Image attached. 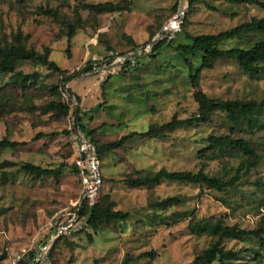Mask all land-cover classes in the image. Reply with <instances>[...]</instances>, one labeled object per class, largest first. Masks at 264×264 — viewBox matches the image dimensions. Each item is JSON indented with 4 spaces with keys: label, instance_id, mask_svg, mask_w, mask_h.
I'll list each match as a JSON object with an SVG mask.
<instances>
[{
    "label": "rangeland",
    "instance_id": "1",
    "mask_svg": "<svg viewBox=\"0 0 264 264\" xmlns=\"http://www.w3.org/2000/svg\"><path fill=\"white\" fill-rule=\"evenodd\" d=\"M96 4H114L120 10L85 9ZM177 9L188 11L182 32L153 54L150 43L158 34L152 37ZM262 18L264 9L258 6L243 9L221 0H0V45L10 44L12 35L20 32L36 52L48 49L49 60L63 70L78 72L88 62L94 66L64 84L67 89L62 85L59 94L52 88L59 86L60 75L38 64H18V71L38 75L36 83L26 87L7 86L9 75L0 76V140L27 143L0 149V163H8L0 170V264H12L24 252L27 258L19 264H27L31 252L36 259L28 264L37 260V264H122L126 255L137 258L131 264H189L215 239L216 224L246 230L264 227V113L252 118L251 124L234 126L225 113L215 112L205 123L176 128L165 139L108 155L100 170L102 202L128 218L100 223L97 229L85 218H74L83 188L71 149L77 105L78 132L80 123L99 144L164 124L174 116L195 115L198 105L187 62L193 65L192 73L200 70L201 89L208 98L259 103L264 98V64L257 75L245 73L234 58L202 68V54L183 55L177 46L190 43L194 36L217 35ZM76 21L81 26L69 39L67 27ZM174 33L161 34L156 43ZM263 39L264 33L251 31L224 40L219 47L246 49ZM52 101H70L69 114L39 111ZM96 106L99 109L92 111ZM38 134L43 137L34 139ZM225 136L246 140L252 155L212 147L207 141ZM26 163L62 172L56 179H37L22 170ZM161 169L200 172L228 185L219 192L173 181L143 187L126 183L139 173ZM234 177L237 180L229 184ZM69 224L56 238L61 226ZM221 244L238 253L224 264H264V248L254 238H225ZM147 252L151 255L138 258Z\"/></svg>",
    "mask_w": 264,
    "mask_h": 264
},
{
    "label": "trees",
    "instance_id": "2",
    "mask_svg": "<svg viewBox=\"0 0 264 264\" xmlns=\"http://www.w3.org/2000/svg\"><path fill=\"white\" fill-rule=\"evenodd\" d=\"M191 3L193 0H190ZM225 2H231L238 4L241 8L245 9L249 6H258L264 9V0H221ZM85 9L95 13H110L119 11L120 8L114 4H96L85 6ZM45 15L55 16V13L51 10H42ZM170 17L169 20L165 21L159 27L158 31L152 37V39L159 33L161 28L170 21L176 14ZM188 11L182 18V23L178 32L173 34V37L168 35L161 41L154 44L152 48V53L154 54L162 46L171 45L177 38L185 24ZM80 22L76 21L73 24H69L66 31V37L72 38L76 35V31L80 28ZM260 32L264 33V18L262 19H252L249 22L242 23L232 29L220 32L217 35H199L190 38V43L180 44L177 46V50L183 55H194L196 53L202 54L201 67L211 68L212 63L215 60L221 58H234L237 60L240 68L249 75H257L261 69V64H264V39L255 42L251 47L243 48H230L221 49L219 44L224 40L240 37L247 32ZM124 55V54H123ZM49 50H44L43 53L36 52L33 48L28 46V36L22 35L17 32L12 35L10 44L0 45V76L9 75V82L7 86H21L26 87L28 85L36 83L37 74H24L22 71H18V64L22 61L31 62L34 64L41 65L47 68L49 71L56 75H60L59 86L52 88L54 94H59V90H62V85L73 80L80 73H88L94 70L93 64L88 62L87 66L78 72L70 73L67 70L59 68L55 62L49 60ZM126 64H130L129 61ZM189 77L191 81V86L193 89V98L198 105V110L195 115L186 119H178L177 117H172L168 122L158 125L151 126L145 131L141 132H130L125 134L113 141L99 144V141L95 138L89 136L80 126L79 129L86 139H88L94 146L97 159L99 161V175H100V186L93 204L91 205L88 200H83L82 197L79 199L83 203L79 210L77 219H86L87 223L93 228L97 229L100 223H118L126 221L128 214L123 213L119 210H114L111 208L110 203L102 202V196L100 191L103 185V178L100 173L102 162L105 158L119 150H130L134 147L141 145L142 143L155 140V139H165L167 134L176 128H181L185 126H191L197 123H205L208 121L209 117L215 112H222L226 114L227 120L234 126L240 125L242 122H247L251 124L252 118L264 113V98L258 103L254 100L250 101H222L214 100L208 98L201 89V73L200 70L192 73L193 65L187 62ZM70 92V90H69ZM79 102V97L73 94ZM70 101L67 103L61 101H52L48 104L41 106L39 111L43 114H63L68 115L70 112ZM99 106H96L92 111H97ZM2 109H0V112ZM75 113V111H74ZM74 136V135H73ZM43 137L42 134H38L34 139ZM74 138V137H73ZM212 147H231L240 150L246 156H251L252 151L248 145V142L244 139H233L231 136L225 137H210L207 140ZM26 142H16L10 141L7 138L0 140V149H15L19 146H26ZM72 149V161L75 156V148L73 145V139L71 140ZM258 158L256 157L255 160ZM73 163V162H72ZM8 165L7 162L0 163V170ZM74 172L79 177V170L73 163ZM22 170L30 174L31 176L42 179V178H58L61 174V170L58 169H48L43 168L38 165H33L26 163L22 166ZM80 180V177H79ZM237 178L234 177L229 184L236 181ZM161 181H173L182 184L191 185H206L210 189L216 191H223L227 187V183L216 177H210L203 173H191V172H170L167 170H159L156 172H145L139 173L136 177L127 178L126 183L130 187H143L158 184ZM170 199H167V201ZM79 202V203H80ZM78 203V205H79ZM78 205L74 208L77 212ZM212 236L215 238L212 243L203 251H201L195 259L189 264H224L227 262H232L237 258L238 253L232 250H225L222 248L221 240L227 239H243V238H254L258 240L260 247L264 248V227H258L254 230L241 229L238 225L227 226L223 224H216L213 229ZM151 255L150 252L141 254L138 256L144 257ZM35 254L31 252L29 254V262H35ZM137 258H133L126 255L122 261V264H131ZM27 263V264H28Z\"/></svg>",
    "mask_w": 264,
    "mask_h": 264
},
{
    "label": "built area",
    "instance_id": "3",
    "mask_svg": "<svg viewBox=\"0 0 264 264\" xmlns=\"http://www.w3.org/2000/svg\"><path fill=\"white\" fill-rule=\"evenodd\" d=\"M179 12L162 27L161 34L166 35L170 31L175 33L179 31L184 16L180 13L179 17L175 18L178 16ZM171 23H174L176 28H172ZM169 35L170 37H173V34ZM73 145L75 148L73 163L79 170V177L83 188L82 199L88 200L92 205L101 182L99 175V161L96 156L95 148L83 134H81V136L74 135ZM75 217L76 214L74 215V218ZM70 226V224L67 226H61L59 232L66 231ZM27 255V252H24L21 256L17 257L12 264H19L23 259L27 258Z\"/></svg>",
    "mask_w": 264,
    "mask_h": 264
},
{
    "label": "water",
    "instance_id": "4",
    "mask_svg": "<svg viewBox=\"0 0 264 264\" xmlns=\"http://www.w3.org/2000/svg\"><path fill=\"white\" fill-rule=\"evenodd\" d=\"M180 13H181L182 15H184V14H185V10H183V9L180 10L178 16H176L175 18L179 17ZM160 35H161V31L158 33L156 39L154 38V40H153L150 44H151V45L155 44L156 41H157V39L159 38ZM143 49H144V48H142L141 51H142ZM64 88H66L65 85H64ZM66 89H67V88H66ZM68 94H69L70 97H73V94H72L71 92L68 91ZM78 112H79V106L77 105V106H76V111H75V116H74V121H73V128H74V131H75V132H74V133H75V136H81V134H82V133L78 132ZM82 203H83V200L81 201L78 210H80ZM78 213H79V211H78ZM61 233H62V231L58 232V236H57L56 238H58V237L60 236L59 234H61ZM38 262H39V260L36 261V264H37Z\"/></svg>",
    "mask_w": 264,
    "mask_h": 264
},
{
    "label": "bare ground",
    "instance_id": "5",
    "mask_svg": "<svg viewBox=\"0 0 264 264\" xmlns=\"http://www.w3.org/2000/svg\"><path fill=\"white\" fill-rule=\"evenodd\" d=\"M172 28H176V25L174 23H171Z\"/></svg>",
    "mask_w": 264,
    "mask_h": 264
},
{
    "label": "crops",
    "instance_id": "6",
    "mask_svg": "<svg viewBox=\"0 0 264 264\" xmlns=\"http://www.w3.org/2000/svg\"><path fill=\"white\" fill-rule=\"evenodd\" d=\"M79 205H80V204H79ZM79 205H78V208H79ZM78 211H79V210L77 209V213H78ZM77 213H76V216L78 215Z\"/></svg>",
    "mask_w": 264,
    "mask_h": 264
}]
</instances>
